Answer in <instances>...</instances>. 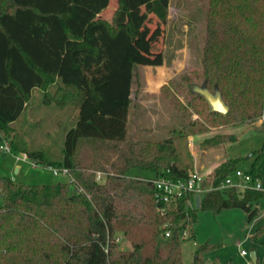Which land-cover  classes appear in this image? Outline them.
<instances>
[{"label": "trees", "instance_id": "obj_1", "mask_svg": "<svg viewBox=\"0 0 264 264\" xmlns=\"http://www.w3.org/2000/svg\"><path fill=\"white\" fill-rule=\"evenodd\" d=\"M110 1L0 0V137L41 167L67 168L75 179L29 185L0 178V264H231L209 260L210 243L197 248L191 263L183 261V231L196 234L193 195L159 201L152 179L189 176L194 167L189 136L262 114L264 0H209L201 86L210 93L218 90L228 112L213 111L192 87L197 102L179 105L181 126L160 139L129 136L128 117L138 40L152 17L167 23L170 0H133L131 6L120 0L108 20L100 14ZM40 88L43 104L77 110L60 158L22 143L16 127ZM225 141L215 134L202 144ZM251 157L247 172L261 178L257 167L264 144ZM238 162L232 158L218 165L214 185L232 175ZM97 171L107 175L98 181ZM263 197L264 191L224 188L205 193L200 206L213 211L243 207L251 222ZM257 235L264 239V225ZM119 236L130 247H122Z\"/></svg>", "mask_w": 264, "mask_h": 264}, {"label": "rangeland", "instance_id": "obj_2", "mask_svg": "<svg viewBox=\"0 0 264 264\" xmlns=\"http://www.w3.org/2000/svg\"><path fill=\"white\" fill-rule=\"evenodd\" d=\"M119 1L111 0L101 17L112 20ZM124 1L129 6L133 3V0ZM208 9L209 0H170L167 23L162 25L154 17L148 22V29L138 40L141 51L134 70L129 136L142 139L167 137L171 128L181 126L178 106L187 104L189 99L197 102L192 87L201 86L204 82L205 49L209 38ZM138 10L143 11L144 6L141 5ZM42 92V88L34 91V101L16 122V127L22 143L43 149L56 159L62 156L65 135L75 125L77 110L70 106L43 104ZM140 100L144 103L140 104ZM199 102L208 112V106ZM262 114L255 120L210 126L207 134L189 136L188 145L194 157L193 170L197 169L209 177L218 165L232 158L238 159L239 168L249 170L253 162L251 154L264 144ZM193 118H198V115L194 113ZM215 134L225 136L226 141L212 146L202 144L207 136ZM86 147L89 148L88 145ZM13 152L15 155L0 152V178L29 185L71 181L70 176L57 175L49 167H33L17 159L23 151ZM257 170L264 190V158ZM70 191H76L75 184L70 185ZM198 196L203 197L201 194ZM255 205L259 214L249 222L243 207L213 211L202 209L195 202L193 208L197 211V222L192 230L196 234L182 240L183 261L191 263L197 248L210 243L212 248L206 254L209 260L250 264L254 254L258 257V264H264V239L257 235L264 225V197ZM119 243L122 247H130L123 236ZM242 250L248 255H242Z\"/></svg>", "mask_w": 264, "mask_h": 264}, {"label": "built area", "instance_id": "obj_3", "mask_svg": "<svg viewBox=\"0 0 264 264\" xmlns=\"http://www.w3.org/2000/svg\"><path fill=\"white\" fill-rule=\"evenodd\" d=\"M261 120L264 121V110L261 116ZM0 140V152L5 154H14L13 147L11 146L10 141L2 137H0ZM20 154L21 156H17L18 159L28 162L33 167H41L38 162L31 160L27 152H20ZM49 168L57 175L65 174L70 176L71 182H75L74 177L67 168H58L55 166H49ZM106 175V172L97 171L96 179L98 181H101ZM152 183L160 193V197L158 200L166 203H169L171 202V200L178 199L184 195L191 194L195 196L196 199H198V201L196 200V202L200 205L202 197L200 198L198 195H204L205 193L212 190L224 188H233L240 192H245L247 190L264 191L261 178L253 177L252 174L242 168H238L232 175L228 176L224 181H222L219 186L214 185L212 175L206 177L202 174L201 171L197 169L192 170L185 180L174 181L168 178L158 177L152 179ZM79 191H83V189L80 187ZM194 203L192 200L190 201L192 208L194 207ZM164 236L169 237L170 231L167 230ZM182 236L184 238L188 237L189 230L185 229ZM121 237L122 236H119L117 238L118 242L121 241ZM106 251H108V249H106ZM241 253L244 256L248 255L247 251L245 250H242Z\"/></svg>", "mask_w": 264, "mask_h": 264}, {"label": "water", "instance_id": "obj_4", "mask_svg": "<svg viewBox=\"0 0 264 264\" xmlns=\"http://www.w3.org/2000/svg\"><path fill=\"white\" fill-rule=\"evenodd\" d=\"M193 88L197 91L202 92L206 96L213 111L221 112L224 114L228 112V106L223 101L221 94L218 90L215 91L214 93H210L207 91L205 85L203 86L194 85ZM252 259L254 261L256 260V256L254 254H252Z\"/></svg>", "mask_w": 264, "mask_h": 264}, {"label": "crops", "instance_id": "obj_5", "mask_svg": "<svg viewBox=\"0 0 264 264\" xmlns=\"http://www.w3.org/2000/svg\"><path fill=\"white\" fill-rule=\"evenodd\" d=\"M140 102V104L141 103H144V102H142L141 100L139 101ZM30 107V105H28L27 107H26V109H28ZM18 159V158H17ZM20 168L17 166V170H19ZM261 180H262V178H261ZM196 200L198 201V199H196L195 198V196H193V199H192V201H193V203L194 202H196ZM255 206H257V205H255ZM247 256V255H246ZM258 261V257L256 256V260L254 261L253 259H252V264H257L256 262Z\"/></svg>", "mask_w": 264, "mask_h": 264}]
</instances>
